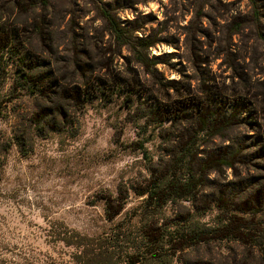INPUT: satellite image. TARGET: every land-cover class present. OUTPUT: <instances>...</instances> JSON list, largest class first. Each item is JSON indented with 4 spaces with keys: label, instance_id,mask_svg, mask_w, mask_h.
Masks as SVG:
<instances>
[{
    "label": "rangeland",
    "instance_id": "1",
    "mask_svg": "<svg viewBox=\"0 0 264 264\" xmlns=\"http://www.w3.org/2000/svg\"><path fill=\"white\" fill-rule=\"evenodd\" d=\"M7 1L0 0V5ZM49 4L37 12L45 16L41 36L29 29L35 14L21 15L10 11V5L5 13L11 29L18 25L25 31L0 61V264H79L73 260L79 249L57 240L72 231L98 240L115 261L132 252L130 246L137 241L136 214L143 198L128 191L122 212L112 221L105 218L101 198L115 197L119 187L142 183L148 175L143 151L153 162L165 159L178 133H185L184 123L180 128L169 121L145 126L142 116L147 110L173 101L172 109L179 107L181 112L213 97L214 113L221 108L217 100L224 99L225 107L243 101L252 111L246 113L249 121L239 115L244 123L228 124L225 138L246 143L251 154L262 146L261 138L253 143L251 138L264 126V0H49ZM100 8L132 39L153 43L143 53L154 65L147 70L126 45L115 42ZM25 62H37L44 72L53 70L68 87L78 74L74 62L84 71L86 64H98L104 67L100 72L104 80L110 76L120 83L80 112L69 108L56 131H45L31 121L48 104L24 82ZM131 89L136 93L128 98ZM222 128L215 127L213 138L201 133L198 150L228 144L220 141ZM255 159L254 166L264 170V162ZM226 176L222 180L210 175V181L222 185L234 180L230 171ZM181 205L191 207L189 202ZM165 214L185 216L175 205H168ZM215 214L211 209L196 219L211 225ZM91 256L84 254L82 259L86 262ZM171 264L264 261L255 250L225 240L177 253Z\"/></svg>",
    "mask_w": 264,
    "mask_h": 264
},
{
    "label": "trees",
    "instance_id": "2",
    "mask_svg": "<svg viewBox=\"0 0 264 264\" xmlns=\"http://www.w3.org/2000/svg\"><path fill=\"white\" fill-rule=\"evenodd\" d=\"M49 6V0H8L3 6L0 5V61L19 43L22 32L25 31L18 25L11 29L7 25L5 13L16 10L21 15L35 14L31 18L29 29L32 34L41 36L44 32L45 16L37 12L45 11ZM99 11L115 42L121 46L126 45L137 63L147 70L156 63L150 62L143 53V50L153 46L150 40L132 39L108 11L103 8ZM253 19L258 22L256 11H253ZM32 63L33 65L31 62L26 63L28 68L25 66L24 82L33 89L36 98L48 105L42 106L34 113L31 121L35 126L42 125L45 131H56L68 117L69 108L80 112L87 102L108 95L110 89L120 83L110 79V76L109 80H104L100 76L104 67H99L98 64H86L87 69L84 71L83 65L74 62V69L78 70V74L72 83L73 86L68 87L58 80L53 70L44 72L41 70L42 65ZM135 93L136 91L131 89L127 91V97ZM217 101L221 108H216L214 113L210 107L214 105L215 100L209 97L192 105L196 109L184 108L180 112L177 107L178 110L175 111L172 106L176 103L166 101L143 114L145 126L169 121L171 125L180 128V123H184L182 130L185 133H178L177 142L168 148L165 159L153 162L143 151L148 175L142 183L131 184L128 189L119 187L115 197L108 195L101 198L104 202L105 218L109 221L122 212L128 191L143 198L136 214L139 225L137 241L132 242L130 246L132 252L114 261L105 245L100 244L98 240L75 231L63 233L57 240L79 249L78 254L73 256L76 263L171 264L177 253L225 240L232 241L247 251L255 250L257 257L264 261V170L254 166L255 157L264 162V126H261L258 135L251 138V143L254 138H261L262 146L253 152L254 154L247 152L246 143L226 140L225 134L230 131L228 124L231 122L247 123L249 117L246 116L252 112L251 109L245 108L243 101L236 100L226 107L224 99ZM236 109H240V113H235ZM186 111L192 112L191 117H178ZM242 113L244 122L239 120ZM219 124L223 126L221 134H218L220 141H228V144L200 152L197 139L201 133L209 134V137L213 138L217 135L215 127ZM2 147L4 156L8 146ZM139 148L143 149L141 145ZM227 171H230L234 180L222 185L217 180L210 181V175L222 177L224 180ZM181 202H189L191 207L187 210ZM168 205L177 206L184 211L185 216L177 214L172 218L171 215H166ZM211 209L216 211L213 224L202 223L196 219ZM168 219L172 220L171 224L165 226L164 222ZM84 254L92 256L84 262Z\"/></svg>",
    "mask_w": 264,
    "mask_h": 264
}]
</instances>
